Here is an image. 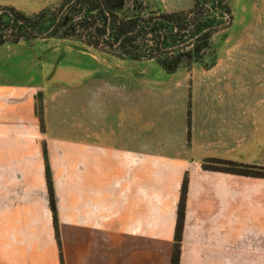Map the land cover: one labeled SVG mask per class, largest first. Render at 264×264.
<instances>
[{"label": "crops", "instance_id": "crops-1", "mask_svg": "<svg viewBox=\"0 0 264 264\" xmlns=\"http://www.w3.org/2000/svg\"><path fill=\"white\" fill-rule=\"evenodd\" d=\"M240 64L80 65L77 87L0 65V264H172L186 175L180 264H264V177L204 168L264 167V67L249 101Z\"/></svg>", "mask_w": 264, "mask_h": 264}, {"label": "trees", "instance_id": "trees-1", "mask_svg": "<svg viewBox=\"0 0 264 264\" xmlns=\"http://www.w3.org/2000/svg\"><path fill=\"white\" fill-rule=\"evenodd\" d=\"M234 21L230 0H195L180 11L152 9L142 0H62L57 7L27 15L12 6L0 7V46L22 41L59 38L77 40L119 59L154 61L165 73L190 68L212 50L214 37ZM42 119V105L39 106ZM204 168L264 177V167L207 160ZM47 181L56 236L60 241L50 168ZM188 176L182 184L172 264H180L186 218Z\"/></svg>", "mask_w": 264, "mask_h": 264}, {"label": "rangeland", "instance_id": "rangeland-1", "mask_svg": "<svg viewBox=\"0 0 264 264\" xmlns=\"http://www.w3.org/2000/svg\"><path fill=\"white\" fill-rule=\"evenodd\" d=\"M62 0H9L8 6L15 7L27 15H33L44 8L57 7ZM152 9L162 11L188 10L195 0H142ZM234 21L232 26L217 34L212 40V50L201 62L187 71L210 68L225 55L247 63L249 72V101H254L253 88L258 70L264 67V0H230ZM4 6V5H3ZM0 6V7H3ZM234 56V57H232ZM103 64L118 71L135 68L137 74L161 72L154 61L119 59L109 53L88 47L77 40L48 38L35 41L8 43L0 46V65L10 74L16 72L22 78L40 84L63 83L77 87L79 66ZM87 69V70H88ZM164 72V71H163Z\"/></svg>", "mask_w": 264, "mask_h": 264}]
</instances>
